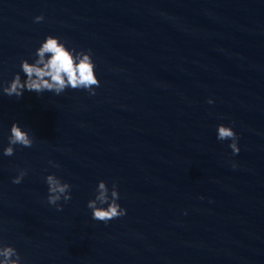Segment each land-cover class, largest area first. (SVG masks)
I'll return each mask as SVG.
<instances>
[{"label": "water", "instance_id": "water-1", "mask_svg": "<svg viewBox=\"0 0 264 264\" xmlns=\"http://www.w3.org/2000/svg\"><path fill=\"white\" fill-rule=\"evenodd\" d=\"M48 35L92 51L95 95L3 92ZM17 121L34 144L5 156ZM101 180L127 209L107 224ZM0 243L21 264H264V0H0Z\"/></svg>", "mask_w": 264, "mask_h": 264}, {"label": "clouds", "instance_id": "clouds-1", "mask_svg": "<svg viewBox=\"0 0 264 264\" xmlns=\"http://www.w3.org/2000/svg\"><path fill=\"white\" fill-rule=\"evenodd\" d=\"M43 20V15L35 17L37 23ZM34 55L37 57L34 62L30 63L28 59H23L21 62V69L26 79H22L21 74L17 73L8 85L3 87V92L9 97L15 96L19 99L25 90L37 94L49 91L60 95L68 88L85 89L90 95H95V88L100 86V80L96 74V64L90 49L87 51L70 49L67 47L66 41L61 42L60 37L48 35ZM208 103H213V101L210 99ZM10 131L9 146L4 149L5 156L15 154V145L32 147L34 144V137L18 121L12 124ZM217 132L218 140L232 141L229 146L234 155L240 152L239 136L233 127L220 124ZM53 166L59 167L58 164L54 163ZM233 167L235 168L236 165L233 164ZM26 175L27 170H20L19 175L14 177L12 182L20 184ZM46 183L49 186L47 202L55 206L58 211H62L63 205L59 202L62 199L64 202L71 200L72 186L63 182L55 174L48 175ZM96 191L95 199L90 200L87 205L92 210L94 220L107 224L112 219L127 214V209L118 203L120 193L115 183L110 191L107 183L101 180ZM105 204L108 206L103 207ZM21 260L22 257L15 247L0 243V264H21Z\"/></svg>", "mask_w": 264, "mask_h": 264}]
</instances>
